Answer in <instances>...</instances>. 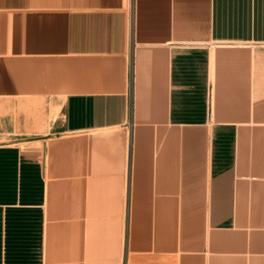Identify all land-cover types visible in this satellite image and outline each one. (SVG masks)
<instances>
[{
  "label": "crops",
  "instance_id": "obj_1",
  "mask_svg": "<svg viewBox=\"0 0 264 264\" xmlns=\"http://www.w3.org/2000/svg\"><path fill=\"white\" fill-rule=\"evenodd\" d=\"M0 264H264V0H0Z\"/></svg>",
  "mask_w": 264,
  "mask_h": 264
}]
</instances>
